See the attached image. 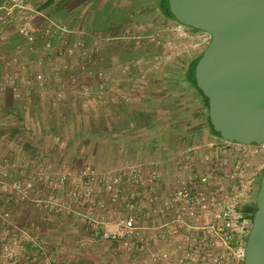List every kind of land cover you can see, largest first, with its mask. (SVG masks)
<instances>
[{
	"label": "built area",
	"instance_id": "2783aa9c",
	"mask_svg": "<svg viewBox=\"0 0 264 264\" xmlns=\"http://www.w3.org/2000/svg\"><path fill=\"white\" fill-rule=\"evenodd\" d=\"M37 15L44 21L34 22ZM174 23V35L199 32L203 49L207 33ZM6 25L21 41L11 55L0 56V92L21 98L35 91L55 107L69 102L87 111L116 88L114 71L98 63L104 43L118 37L95 33L89 40L70 39L64 23L44 15L29 0H0V27ZM158 38L159 33L150 35L154 42ZM166 45L175 44L168 39ZM33 55L45 71L26 66ZM127 70L128 65L121 72ZM144 79V71L130 77L131 88L143 87ZM200 149L203 169L191 162V152ZM177 166L173 186L161 194V173L145 171L137 163L99 171L92 164L72 167L42 154L33 163L9 162L0 154V264L21 263L23 240L35 247L27 251L26 264L54 261L47 244L37 239L39 225L29 221L18 226L12 203L70 216L94 238L113 241L130 253H145L147 264H242L252 220L244 209L256 197L264 143L241 144L214 135L191 146Z\"/></svg>",
	"mask_w": 264,
	"mask_h": 264
},
{
	"label": "crops",
	"instance_id": "0c3cea01",
	"mask_svg": "<svg viewBox=\"0 0 264 264\" xmlns=\"http://www.w3.org/2000/svg\"><path fill=\"white\" fill-rule=\"evenodd\" d=\"M29 2L64 23L71 31L70 39L89 40L95 33L118 37L104 43L98 65L113 70L119 80L105 101H95L87 111L69 102L55 107L35 91L21 98L0 92V154L17 163H33L42 154L72 167L92 164L99 171L137 163L145 171L158 170L159 192L167 193L187 150L215 135L204 115L203 98L187 73L201 51L200 33L174 35L175 23L165 14L163 0ZM33 20L41 23L44 18L37 15ZM154 33H159L158 43L150 39ZM168 39L175 45H166ZM20 41L14 28L1 26L0 56L11 55ZM127 65V73L121 72ZM26 66L46 70L36 62V55ZM140 71L145 72L144 86L131 88L130 77ZM120 92L127 97L121 98ZM201 149L191 152V162L198 169L204 167L198 157ZM255 163L260 165L261 158ZM10 206L18 226L29 221L39 225L37 239L47 244L52 264H147L145 253H130L113 241L94 238L70 216L43 213L27 203ZM21 245L20 264H26L27 253L35 247L29 240Z\"/></svg>",
	"mask_w": 264,
	"mask_h": 264
},
{
	"label": "water",
	"instance_id": "95a60500",
	"mask_svg": "<svg viewBox=\"0 0 264 264\" xmlns=\"http://www.w3.org/2000/svg\"><path fill=\"white\" fill-rule=\"evenodd\" d=\"M172 20L208 34L192 75L226 141L264 143V0H163ZM242 264H264V171Z\"/></svg>",
	"mask_w": 264,
	"mask_h": 264
},
{
	"label": "trees",
	"instance_id": "16d2710c",
	"mask_svg": "<svg viewBox=\"0 0 264 264\" xmlns=\"http://www.w3.org/2000/svg\"><path fill=\"white\" fill-rule=\"evenodd\" d=\"M163 9H164L165 14L167 15V17H170V18H171L169 12H168L167 9L164 7V3H163ZM197 58H198V56H197V57L191 62L190 66H189V69H188V72H187V73H188V76H189V78H190V80H191V82L193 83L194 86H195V83H194V80H193L192 70H193V66H194L195 61L197 60ZM195 87H196V86H195ZM196 89H197V88H196ZM197 91H198V93L201 95V97L203 98L204 106H205V108H206V103H205L206 99H205V97H203V95L200 93V91H199L198 89H197ZM206 119H207V121H208V123H209L207 113H206ZM209 125H210V124H209ZM210 128H211L212 133L218 136V134L212 129L211 126H210ZM263 171H264V170H263ZM244 212H245V214H246L248 217H250V218L252 219L253 212H254V202L252 203L251 206L246 207V208L244 209Z\"/></svg>",
	"mask_w": 264,
	"mask_h": 264
},
{
	"label": "rangeland",
	"instance_id": "374dc122",
	"mask_svg": "<svg viewBox=\"0 0 264 264\" xmlns=\"http://www.w3.org/2000/svg\"><path fill=\"white\" fill-rule=\"evenodd\" d=\"M203 111H204V115L206 116V108H205ZM92 144H93V143H89V145H88V146H89L88 148H89L91 151H93V149H94V148H92V147H93ZM85 161H87V159H85ZM88 162H89V161H88ZM251 205H252V204H251ZM86 250H88V249H86Z\"/></svg>",
	"mask_w": 264,
	"mask_h": 264
}]
</instances>
